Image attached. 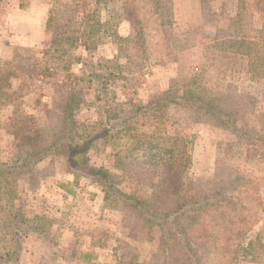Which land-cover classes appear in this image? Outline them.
Returning a JSON list of instances; mask_svg holds the SVG:
<instances>
[{"label": "rangeland", "instance_id": "374dc122", "mask_svg": "<svg viewBox=\"0 0 264 264\" xmlns=\"http://www.w3.org/2000/svg\"><path fill=\"white\" fill-rule=\"evenodd\" d=\"M262 6L256 0H0V67L19 61L22 48L43 49L56 38L44 56L56 72L0 103V160L23 156L8 130L11 119L31 115L47 132L57 120L51 104L64 91L55 82L72 86L76 78L83 98L76 121L91 125L108 116L116 126L92 143L90 163L105 167L126 194L159 195L155 155L184 145L187 193L225 191L238 182L225 205L238 218L226 222L225 232H213L205 249L193 245L198 264H264ZM242 35L261 44L235 52ZM19 83L13 79L10 91ZM135 105L148 106L124 122L116 117L134 113ZM9 193L12 207L0 194V264H180L179 252L170 251L174 240L163 243L156 227L132 230L119 197L105 199L101 184L69 169L62 155L41 158L11 178Z\"/></svg>", "mask_w": 264, "mask_h": 264}, {"label": "trees", "instance_id": "16d2710c", "mask_svg": "<svg viewBox=\"0 0 264 264\" xmlns=\"http://www.w3.org/2000/svg\"><path fill=\"white\" fill-rule=\"evenodd\" d=\"M256 1L259 3L264 0ZM262 8L264 9V6ZM240 38L241 40L236 41L235 52H242V50L251 52L247 44L254 47L261 44L260 42L247 43L245 35L240 36ZM55 43L56 38L52 37L43 49L22 48V52L20 51L16 55L20 59L19 61L15 59L13 62L2 64L0 67V103L17 99L23 95L18 93L25 92L37 81L44 82L46 77L56 72V68L49 66L44 60V56L55 47ZM256 58L260 60L261 57L257 56ZM13 79L20 81L17 92L10 91ZM74 81L77 83L76 78ZM76 83L67 86L55 82V88L63 86L64 91L61 100L55 102L54 99L51 104L57 120L47 132L44 133L41 130L31 115H22L11 119L8 130L13 135L16 145L22 148L24 152L22 158L18 156L9 161L0 160V194L6 198L7 205L9 207L14 205L11 201V193H9L11 178L30 170L39 159L51 154H59L63 156L69 169L100 183L105 199L116 195L119 197L131 213L132 230L136 225L158 228L163 243L174 240V245L170 247V251L175 253L177 250L179 252L181 258L177 257V262L180 261V264H193V262L198 264L199 247L193 245L196 243L197 246L204 245L202 248L205 249V246L212 240L213 232H225L227 223H232L238 218L237 214L233 216L227 214L225 207L233 197L232 189L235 190L238 182H232L234 185L225 191L214 190L209 193L198 188L194 193H187L189 187L185 186L182 174L189 165L190 158L189 153L185 151V146L180 145L178 149H175L176 152L166 148L163 150L164 155H155V160L160 162L161 169L160 173L156 174L159 179L157 187L161 189L159 195L152 192L147 197H139L122 192L115 187L112 174L105 167L90 163L87 156V151L93 142L97 139L106 140L110 137L112 130L116 127L115 123H112V118L108 116L100 117L99 121L91 125L76 121L73 116L74 111L83 101V98L80 97L81 88L75 86ZM164 99L167 100L166 97ZM186 99L189 100L188 97ZM171 101L178 102L176 99ZM147 106L135 105L134 113L129 110L116 115V117H121L124 122L134 117L137 114L135 111L145 109ZM90 127H94L93 132H91L92 129H89ZM16 214L13 213V215ZM194 230H196V234L193 236ZM197 235L199 236L195 237ZM250 244L247 242L240 248L245 250ZM205 251L204 253H206ZM130 261L132 264L134 259ZM135 264L139 263L136 262Z\"/></svg>", "mask_w": 264, "mask_h": 264}]
</instances>
